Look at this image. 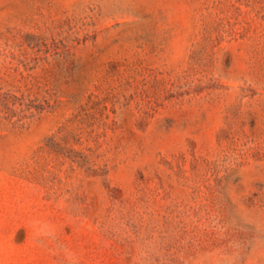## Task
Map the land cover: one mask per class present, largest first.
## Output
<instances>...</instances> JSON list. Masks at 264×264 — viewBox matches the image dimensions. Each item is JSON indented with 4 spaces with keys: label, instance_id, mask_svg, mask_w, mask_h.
I'll use <instances>...</instances> for the list:
<instances>
[{
    "label": "rangeland",
    "instance_id": "obj_1",
    "mask_svg": "<svg viewBox=\"0 0 264 264\" xmlns=\"http://www.w3.org/2000/svg\"><path fill=\"white\" fill-rule=\"evenodd\" d=\"M0 264H264V0H0Z\"/></svg>",
    "mask_w": 264,
    "mask_h": 264
}]
</instances>
